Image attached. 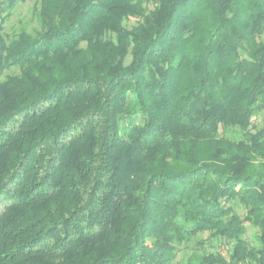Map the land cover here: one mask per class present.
<instances>
[{"label":"trees","instance_id":"1","mask_svg":"<svg viewBox=\"0 0 264 264\" xmlns=\"http://www.w3.org/2000/svg\"><path fill=\"white\" fill-rule=\"evenodd\" d=\"M145 1L0 33V264H264V0Z\"/></svg>","mask_w":264,"mask_h":264},{"label":"rangeland","instance_id":"2","mask_svg":"<svg viewBox=\"0 0 264 264\" xmlns=\"http://www.w3.org/2000/svg\"><path fill=\"white\" fill-rule=\"evenodd\" d=\"M144 1V0H143ZM147 7L151 8L156 4L157 0H146ZM40 0H23L16 3L12 8L11 13L3 21L2 29L0 33L5 38H15L22 30L33 32L39 28V22L37 17V11L39 8ZM133 20L132 18L130 19ZM264 40V34L261 36ZM16 69L5 71V73H11ZM253 122L259 126L264 124V111L259 112L253 119ZM225 135L232 137L234 134L226 131ZM237 211L242 214V209L236 208ZM246 224V223H245ZM254 228L246 224L245 238L249 241L252 239ZM208 232H200L188 239L176 244V254L172 261V264H185L188 259H193L202 252L217 251L224 256L228 255L231 241L224 237L207 238ZM198 240L204 241V245L201 249H198L195 242Z\"/></svg>","mask_w":264,"mask_h":264}]
</instances>
